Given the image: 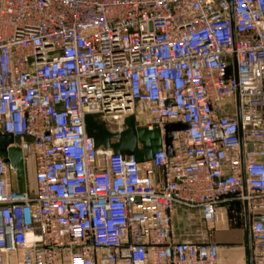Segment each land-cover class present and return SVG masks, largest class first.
Returning <instances> with one entry per match:
<instances>
[{"label": "built area", "instance_id": "2783aa9c", "mask_svg": "<svg viewBox=\"0 0 264 264\" xmlns=\"http://www.w3.org/2000/svg\"><path fill=\"white\" fill-rule=\"evenodd\" d=\"M232 1L0 0V134L34 173L12 189L0 154V264H218L175 218L234 201L264 264V0ZM90 115L186 129L138 163Z\"/></svg>", "mask_w": 264, "mask_h": 264}, {"label": "water", "instance_id": "95a60500", "mask_svg": "<svg viewBox=\"0 0 264 264\" xmlns=\"http://www.w3.org/2000/svg\"><path fill=\"white\" fill-rule=\"evenodd\" d=\"M231 6V16L233 19V1L227 0ZM127 129L121 133L111 132L107 126L95 120L93 116L86 118V130L94 140L97 149L104 147L112 150L116 155H126L135 157L138 163L150 162L155 155L166 150L169 157L173 156L172 142L169 133L185 130L184 125H168L164 128V134L160 127L153 129L139 128L134 116H130L126 121ZM30 139H14L9 135L0 134V154L6 156L7 161L16 169L19 178L25 177V165L23 152L19 147L23 142H29ZM247 212V206H245ZM246 231L248 236V257L249 264H253L252 246L250 235V222L246 219Z\"/></svg>", "mask_w": 264, "mask_h": 264}, {"label": "rangeland", "instance_id": "374dc122", "mask_svg": "<svg viewBox=\"0 0 264 264\" xmlns=\"http://www.w3.org/2000/svg\"><path fill=\"white\" fill-rule=\"evenodd\" d=\"M103 123L102 121H99ZM108 129L113 133H119L123 130L127 129V126L122 124L121 121L117 122L114 119L107 118L106 121ZM137 126L142 128L145 119L140 117L136 120ZM115 125V126H114ZM27 181L29 184L33 185L34 183V173L33 170H30ZM225 208L226 215H220L221 219H223L222 223H217L213 226L205 225L202 221V217L200 214L189 213L186 211H179L175 218V229L176 233L179 235H187V239H192L195 242H205V243H214L217 244V233L221 234H234L238 235L239 243L246 244V225L243 219L244 216V207L238 202L234 201L226 206ZM219 218V221L221 220ZM224 237H228L227 235H223ZM180 240V237H179ZM219 242V240H218ZM222 244L232 245L231 241H222Z\"/></svg>", "mask_w": 264, "mask_h": 264}, {"label": "crops", "instance_id": "0c3cea01", "mask_svg": "<svg viewBox=\"0 0 264 264\" xmlns=\"http://www.w3.org/2000/svg\"><path fill=\"white\" fill-rule=\"evenodd\" d=\"M9 183L12 189L17 190V191H27L31 187H34L33 185L27 181V179H21L19 177H16L13 174H10L8 176ZM222 215H226L225 208H222L219 213L218 221L217 223H222L223 219H221ZM219 218L221 219L219 221ZM222 221V222H221ZM216 223V224H217ZM223 235H227L228 237H224ZM247 236V232H246ZM180 241L184 240H192V239H187V235H179ZM178 237V240H179ZM190 238V237H188ZM238 235L236 233L234 234H221L217 233V246H218V264H249V257H248V236L246 240V244L239 243L238 240ZM219 240V242H218ZM231 241L233 243L232 245H226L222 244V241Z\"/></svg>", "mask_w": 264, "mask_h": 264}, {"label": "bare ground", "instance_id": "6f19581e", "mask_svg": "<svg viewBox=\"0 0 264 264\" xmlns=\"http://www.w3.org/2000/svg\"><path fill=\"white\" fill-rule=\"evenodd\" d=\"M115 126V125H114Z\"/></svg>", "mask_w": 264, "mask_h": 264}]
</instances>
